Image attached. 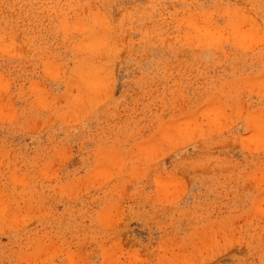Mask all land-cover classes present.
<instances>
[{
  "label": "rangeland",
  "instance_id": "1",
  "mask_svg": "<svg viewBox=\"0 0 264 264\" xmlns=\"http://www.w3.org/2000/svg\"><path fill=\"white\" fill-rule=\"evenodd\" d=\"M0 264H264V0H0Z\"/></svg>",
  "mask_w": 264,
  "mask_h": 264
}]
</instances>
